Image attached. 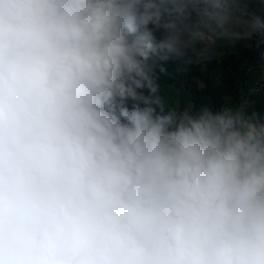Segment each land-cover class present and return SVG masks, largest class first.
<instances>
[{
  "label": "clouds",
  "instance_id": "obj_1",
  "mask_svg": "<svg viewBox=\"0 0 264 264\" xmlns=\"http://www.w3.org/2000/svg\"><path fill=\"white\" fill-rule=\"evenodd\" d=\"M0 264H264V0H0Z\"/></svg>",
  "mask_w": 264,
  "mask_h": 264
}]
</instances>
